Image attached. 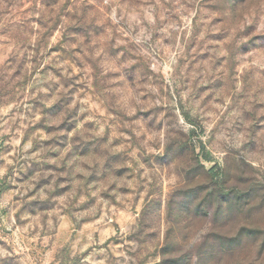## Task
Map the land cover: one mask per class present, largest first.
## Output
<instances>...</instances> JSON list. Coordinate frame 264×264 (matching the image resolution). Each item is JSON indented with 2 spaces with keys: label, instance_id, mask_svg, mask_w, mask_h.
Instances as JSON below:
<instances>
[{
  "label": "rangeland",
  "instance_id": "obj_1",
  "mask_svg": "<svg viewBox=\"0 0 264 264\" xmlns=\"http://www.w3.org/2000/svg\"><path fill=\"white\" fill-rule=\"evenodd\" d=\"M0 264H264V0H0Z\"/></svg>",
  "mask_w": 264,
  "mask_h": 264
}]
</instances>
